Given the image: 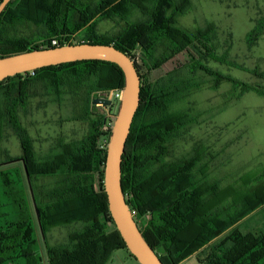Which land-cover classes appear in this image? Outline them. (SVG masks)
Returning <instances> with one entry per match:
<instances>
[{
	"label": "trees",
	"instance_id": "16d2710c",
	"mask_svg": "<svg viewBox=\"0 0 264 264\" xmlns=\"http://www.w3.org/2000/svg\"><path fill=\"white\" fill-rule=\"evenodd\" d=\"M186 2L98 0L91 6L82 0H11L0 14V58L81 43L110 45L130 57L140 77V100L122 155L121 188L142 237L162 264H181L219 241L205 264H264V233L242 234L235 229L264 208V167L252 178H240L238 194L231 185L220 188L216 182H203L207 167L201 164L202 154L198 152L178 161H166L170 144L192 120L186 113L170 110L199 86L198 72L207 73L217 86L223 80L232 83L239 95L253 92L264 97V88L224 77L202 64L204 57L249 72L214 55L210 24L190 34L176 27L175 17L187 10ZM132 10L145 19L125 22V27L113 36L97 34L99 21H125ZM21 22L42 27V40L36 44L6 36L7 27ZM263 28L264 17L247 34L249 45ZM78 31H83L86 39L76 41L73 37ZM161 45L164 50L157 56ZM134 52L143 62L145 75L161 70L181 53L187 55V62L147 82L133 59ZM64 77L83 85L88 98L93 93L120 92L124 87L121 70L103 61L44 67L0 82V141L10 130L21 149L20 156L12 157L0 148V167L22 165L0 169V264H42L44 259L47 264H106L115 251H127L110 217L103 189L110 130L104 133L102 128L108 117L115 116L119 100L112 96L103 114H94L88 121L81 139L58 140L43 160L37 159L32 139L19 119V110L27 105L34 83H48L45 89L58 102L64 94ZM86 107H91L89 100ZM88 116L86 111L81 120ZM42 177L58 181L47 196L49 202L40 206L33 196L35 223L26 184ZM74 223L81 224V228L69 234L67 243L49 245L50 228ZM36 227L43 237L45 258L36 251Z\"/></svg>",
	"mask_w": 264,
	"mask_h": 264
},
{
	"label": "rangeland",
	"instance_id": "374dc122",
	"mask_svg": "<svg viewBox=\"0 0 264 264\" xmlns=\"http://www.w3.org/2000/svg\"><path fill=\"white\" fill-rule=\"evenodd\" d=\"M95 6L98 0H82ZM184 0H176L181 2ZM187 10L175 17L176 27L187 33H195L208 24L214 31V55L223 56L224 60L249 72L229 67L212 59L202 58V64L213 72H218L231 79L245 84L264 88V28L251 45L247 42V34L254 28L257 21L264 17V0H187ZM145 17L132 10L125 21L101 20L97 23L99 35H116L128 24L142 21ZM70 25V23H69ZM41 27L30 23H15L7 27L6 36L12 39H25L39 43L44 33ZM83 31L74 34L76 41L86 39ZM164 45L158 47L159 56ZM133 59L140 65V57L133 53ZM187 62V55L181 53L166 63L161 70L145 75L144 81H153L158 76L171 70L178 64ZM65 78V77H64ZM199 86L193 88L181 100L175 102L171 112L186 113L192 120L189 127L178 133L170 144L166 161L174 162L183 158L202 154L201 164L206 165L207 173L204 183L216 182L220 188L231 185L240 193L241 181L259 174L264 167V97L253 92L239 95L232 83L223 80L216 85L204 71L196 75ZM65 78L61 101L55 102L54 97L45 89L48 83H34L30 90L27 105L19 110V119L32 139V148L38 160L46 159L55 143L62 139L71 142L81 139L87 129L88 121L94 114H103L105 106L93 104L95 99H107L108 95L93 93L88 98L87 89L83 85L73 83ZM88 100L91 107L87 109ZM112 101V99H111ZM119 104L116 108L117 114ZM89 112L86 120H81L85 112ZM74 119V120H73ZM76 119V120H75ZM102 131L111 132L114 117H108ZM110 138V136H109ZM108 138V141H109ZM0 148L7 149L9 155L18 157L21 149L17 138L10 130H6L0 141ZM19 166L13 163L1 166ZM57 178H36L28 181L26 191L31 215L36 223L35 207L32 203L36 197L41 206L50 201L47 197L56 187ZM81 224H71L50 228L47 241L50 246L67 243L70 233L79 230ZM242 234L264 233V208L253 213L236 226ZM37 253L45 258L43 237L36 227ZM220 242V241H219ZM201 250L181 264H205V260L219 243ZM42 264H47L45 259ZM106 264H139L129 256L127 251H115Z\"/></svg>",
	"mask_w": 264,
	"mask_h": 264
},
{
	"label": "water",
	"instance_id": "95a60500",
	"mask_svg": "<svg viewBox=\"0 0 264 264\" xmlns=\"http://www.w3.org/2000/svg\"><path fill=\"white\" fill-rule=\"evenodd\" d=\"M11 0L0 2V14ZM79 61H103L115 64L124 77L122 97L114 116L110 138L106 147L103 171V189L108 211L129 254L139 264H162L153 249L142 237L126 204L121 188V162L130 127L139 106L140 77L134 63L126 54L110 45L67 44L50 49H37L0 58V82L18 74L44 67ZM112 92L107 99H95L93 104L110 106Z\"/></svg>",
	"mask_w": 264,
	"mask_h": 264
},
{
	"label": "built area",
	"instance_id": "2783aa9c",
	"mask_svg": "<svg viewBox=\"0 0 264 264\" xmlns=\"http://www.w3.org/2000/svg\"><path fill=\"white\" fill-rule=\"evenodd\" d=\"M56 44V42L55 41H53L52 42V45H55ZM31 72H33V71H31ZM112 96H114L116 99H118V100H121V97H122V91H120V92H116V93H113L112 92Z\"/></svg>",
	"mask_w": 264,
	"mask_h": 264
},
{
	"label": "flooded vegetation",
	"instance_id": "af4514ba",
	"mask_svg": "<svg viewBox=\"0 0 264 264\" xmlns=\"http://www.w3.org/2000/svg\"><path fill=\"white\" fill-rule=\"evenodd\" d=\"M140 63H141V64H140V68H141V69H140V72H141V70L143 71L144 67H143V65H142L143 62L140 61ZM141 74H142V72H141ZM143 75H144V74H143Z\"/></svg>",
	"mask_w": 264,
	"mask_h": 264
},
{
	"label": "crops",
	"instance_id": "0c3cea01",
	"mask_svg": "<svg viewBox=\"0 0 264 264\" xmlns=\"http://www.w3.org/2000/svg\"><path fill=\"white\" fill-rule=\"evenodd\" d=\"M7 150V149H6ZM8 151V150H7ZM9 153V152H8Z\"/></svg>",
	"mask_w": 264,
	"mask_h": 264
}]
</instances>
